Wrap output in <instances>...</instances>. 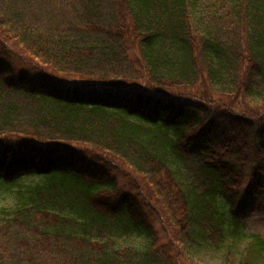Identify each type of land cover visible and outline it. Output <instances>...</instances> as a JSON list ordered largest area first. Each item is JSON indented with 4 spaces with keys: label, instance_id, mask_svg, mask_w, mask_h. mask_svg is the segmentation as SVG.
Instances as JSON below:
<instances>
[{
    "label": "trees",
    "instance_id": "obj_1",
    "mask_svg": "<svg viewBox=\"0 0 264 264\" xmlns=\"http://www.w3.org/2000/svg\"><path fill=\"white\" fill-rule=\"evenodd\" d=\"M1 186L0 264H264V0H0Z\"/></svg>",
    "mask_w": 264,
    "mask_h": 264
},
{
    "label": "rangeland",
    "instance_id": "obj_2",
    "mask_svg": "<svg viewBox=\"0 0 264 264\" xmlns=\"http://www.w3.org/2000/svg\"><path fill=\"white\" fill-rule=\"evenodd\" d=\"M102 118H106L114 123H122L117 116H104V115H98ZM195 162L191 163V166H194ZM30 179L37 180L39 179L38 176L33 175L30 177ZM245 181L242 182V185H244ZM9 188H6L5 186L0 187V206H10L12 205V197L10 195ZM245 227H246V233H256L264 238V206H258L255 209H253L249 214L245 221ZM141 238L140 237H132L125 239L124 243H129L130 245L135 244H141L140 243ZM225 247V246H223ZM244 243H239L238 247H233L234 249V259L239 262V258L241 256V251H243ZM227 246L225 248H207L206 250H201L196 255H191V260L188 261V264H223L224 260V252L227 250ZM263 258H261V261ZM236 263V264H237Z\"/></svg>",
    "mask_w": 264,
    "mask_h": 264
}]
</instances>
